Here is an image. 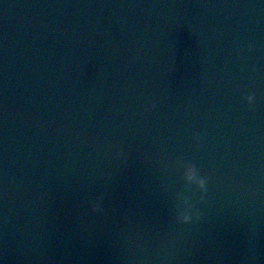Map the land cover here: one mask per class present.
Wrapping results in <instances>:
<instances>
[{"label":"water","instance_id":"water-1","mask_svg":"<svg viewBox=\"0 0 264 264\" xmlns=\"http://www.w3.org/2000/svg\"><path fill=\"white\" fill-rule=\"evenodd\" d=\"M0 262L127 264L94 0H0Z\"/></svg>","mask_w":264,"mask_h":264},{"label":"clouds","instance_id":"clouds-1","mask_svg":"<svg viewBox=\"0 0 264 264\" xmlns=\"http://www.w3.org/2000/svg\"><path fill=\"white\" fill-rule=\"evenodd\" d=\"M244 99L246 100L247 104L251 107L255 104L256 101V97L255 94L253 93H249L247 94ZM184 175L187 179L194 181L198 187H200L202 190H206V181L202 178H200L194 167L192 166H188L184 168ZM178 221L180 223H189L192 220V216L190 214V212L188 210H182L178 217H177ZM0 264H2V262H0Z\"/></svg>","mask_w":264,"mask_h":264}]
</instances>
